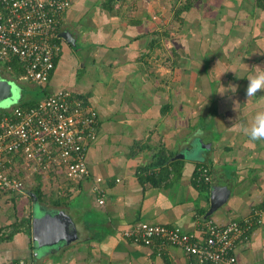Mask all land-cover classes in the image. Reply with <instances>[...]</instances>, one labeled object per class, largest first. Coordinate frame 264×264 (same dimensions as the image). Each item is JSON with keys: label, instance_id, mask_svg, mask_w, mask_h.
Instances as JSON below:
<instances>
[{"label": "crops", "instance_id": "obj_1", "mask_svg": "<svg viewBox=\"0 0 264 264\" xmlns=\"http://www.w3.org/2000/svg\"><path fill=\"white\" fill-rule=\"evenodd\" d=\"M59 27L72 40L60 37L46 91L67 90L96 109L89 176L71 184L33 174L25 195L0 193V264H198L178 247L157 253L121 233L145 222L201 237L204 221L223 225L264 206V140L242 131L264 112V92L245 94L264 68V3L74 0ZM196 137L200 156L187 158ZM199 165L211 175L204 191ZM34 205L68 215L77 236L36 255ZM234 251L236 264H264V213Z\"/></svg>", "mask_w": 264, "mask_h": 264}, {"label": "built area", "instance_id": "obj_2", "mask_svg": "<svg viewBox=\"0 0 264 264\" xmlns=\"http://www.w3.org/2000/svg\"><path fill=\"white\" fill-rule=\"evenodd\" d=\"M73 1L0 0L3 70L12 74L9 63L16 59L22 64L19 78L36 86L45 84L62 51L61 17ZM98 122L96 109L67 90L45 95L33 106L0 107V193L25 195V178L33 174L54 179L62 175L71 184L86 179V151L96 139ZM196 171L197 183H210L208 167L199 165ZM263 213L264 206L223 225L204 221L201 237L178 227L145 222L126 228L121 236L151 246L157 253L169 245L178 247L198 264H236V244L262 221Z\"/></svg>", "mask_w": 264, "mask_h": 264}, {"label": "water", "instance_id": "obj_3", "mask_svg": "<svg viewBox=\"0 0 264 264\" xmlns=\"http://www.w3.org/2000/svg\"><path fill=\"white\" fill-rule=\"evenodd\" d=\"M59 36L65 40H72V36L68 30L61 31ZM21 99L22 87L14 81L0 76V107L18 104ZM193 143L197 145L191 149L192 151H189V149L183 151V154L187 158H198L200 156L198 154L199 147L203 144L202 139L196 137L190 142V146ZM215 187L219 194L224 193L219 184L216 183ZM30 194L34 195L33 193ZM36 203L37 200L34 204ZM34 206L33 244L36 255H40L55 247L57 244L67 242L77 236L75 225L68 215L61 211H52L49 209H42L39 206L36 208V205Z\"/></svg>", "mask_w": 264, "mask_h": 264}, {"label": "clouds", "instance_id": "obj_4", "mask_svg": "<svg viewBox=\"0 0 264 264\" xmlns=\"http://www.w3.org/2000/svg\"><path fill=\"white\" fill-rule=\"evenodd\" d=\"M256 69H258V71H254L247 79L248 83L245 91L247 99L255 96L258 92H264V68L257 66ZM230 88L231 91H236L235 86H230ZM225 91L226 89L223 88V91L218 92L224 94ZM238 104V102H235L234 110L237 109ZM242 131L253 141L264 140V112H258L251 126L242 127Z\"/></svg>", "mask_w": 264, "mask_h": 264}, {"label": "trees", "instance_id": "obj_5", "mask_svg": "<svg viewBox=\"0 0 264 264\" xmlns=\"http://www.w3.org/2000/svg\"><path fill=\"white\" fill-rule=\"evenodd\" d=\"M263 2V1H262ZM264 3V2H263ZM58 59V58H57ZM57 59H56V61H57ZM56 61H55V63H56ZM10 64V66H11V68L13 69V73L11 74V73H9V72H7V71H5L6 72V74L7 75H9L10 76V78H8V77H5V76H2V77H4V78H8V79H10V80H12V81H14L15 83L17 82V78H19L20 76H22V74H23V71H22V64L20 63V62H18L16 59H13V60H11V62L9 63ZM21 87H22V98H23V95H24V91H25V87H27L28 88V86H26V85H24V84H19ZM36 96H34L33 98H29V99H21L20 101H19V103H18V105H20V106H23V107H25V106H33V105H35L38 101H39V99L40 98H42L43 96H45V95H48L47 94V91H46V83L45 84H43V85H39V86H37V90H36ZM166 161V158H162V157H160L155 163H154V165H163V163ZM168 174V172L167 173H165V175L164 176H166ZM163 176V177H164ZM148 178L152 181V180H156V177H154V176H148ZM36 179H39V177L37 176L36 177ZM197 186H199V188H201L203 191L204 190H206L207 188H208V185L206 184V183H197ZM36 189H35V193L37 194V196L40 194V189H39V187H35Z\"/></svg>", "mask_w": 264, "mask_h": 264}, {"label": "rangeland", "instance_id": "obj_6", "mask_svg": "<svg viewBox=\"0 0 264 264\" xmlns=\"http://www.w3.org/2000/svg\"><path fill=\"white\" fill-rule=\"evenodd\" d=\"M173 1H174V3H173ZM184 1L185 0H165V2H167L170 5V7L172 6L173 8L181 5ZM80 44L81 43L79 42V45ZM0 76L1 77L5 76V77L10 78V76L7 75L6 72L3 70L1 64H0ZM16 84H24V85L28 86V88L25 87L26 89L24 91V95H23L22 99H29V98H33L34 96H36V93H37L36 92V90H37L36 85L29 83L28 81H26L23 78H18Z\"/></svg>", "mask_w": 264, "mask_h": 264}]
</instances>
